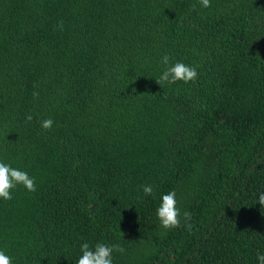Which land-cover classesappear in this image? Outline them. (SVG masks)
<instances>
[{"label": "trees", "instance_id": "trees-1", "mask_svg": "<svg viewBox=\"0 0 264 264\" xmlns=\"http://www.w3.org/2000/svg\"><path fill=\"white\" fill-rule=\"evenodd\" d=\"M164 53L196 80L159 85ZM0 158L37 183L0 202L16 264H75L83 241L122 244L115 264H256L264 0H0ZM171 189L189 217L164 230Z\"/></svg>", "mask_w": 264, "mask_h": 264}, {"label": "clouds", "instance_id": "clouds-1", "mask_svg": "<svg viewBox=\"0 0 264 264\" xmlns=\"http://www.w3.org/2000/svg\"><path fill=\"white\" fill-rule=\"evenodd\" d=\"M201 8L210 7V0H198ZM161 70L156 82L159 85H173L177 82L185 84L194 82L197 78V67L185 63L183 60H177L169 54L164 53L157 61ZM33 116L29 113L25 115L26 121H31ZM54 121L51 117L40 121L42 129H50L53 127ZM23 189L27 193L35 192L37 189L36 177L24 168L13 166L9 161L0 158V202L11 201L14 192ZM140 191L144 197H155L156 192L154 185L144 184ZM257 203L264 206V189L256 194ZM155 217L159 221V225L164 230L174 229L180 226L181 218L186 222L189 213L181 212L178 207L177 193L175 189L159 193V202L154 209ZM125 251L119 242L108 243L96 241L89 243L83 241L78 245V255L75 258V264H115V253L123 254ZM256 264H264V252H257ZM0 264H16V257L10 253L6 246H0Z\"/></svg>", "mask_w": 264, "mask_h": 264}]
</instances>
